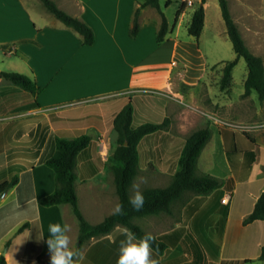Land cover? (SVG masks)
Returning a JSON list of instances; mask_svg holds the SVG:
<instances>
[{"label": "crops", "instance_id": "obj_1", "mask_svg": "<svg viewBox=\"0 0 264 264\" xmlns=\"http://www.w3.org/2000/svg\"><path fill=\"white\" fill-rule=\"evenodd\" d=\"M53 1L93 28V45H84L80 34L51 17L41 0H0V53L4 54L0 72L27 74L42 88L34 95L0 77V182L18 178V183L0 196V255L6 254L7 264H34L43 257L40 251L33 252L39 236L59 239L58 247L70 256L76 249L75 240H67L70 231L72 236L79 235V222L71 206L41 204V199L56 188L55 174L47 160L56 150L58 137L73 138L82 133L91 137L90 145L78 154L75 167V188L85 219L98 224L118 210L111 161L118 138L114 119L131 102L135 126L170 120L164 129L140 141L136 178L152 183L171 179L178 170L186 139L194 131L210 127L213 135L198 165L204 159L202 174L220 178L223 185L209 195L187 194L172 213H162L167 215L149 221L148 227L159 231L151 235L154 237L184 229L181 242L163 255L131 239L130 232L118 225L111 233L89 242L75 264H115L114 258L128 245L135 247L136 264H202L211 258L207 247L211 248L214 232L221 229L223 237H227L233 216L239 215L243 224V203L234 201L243 182L261 183L254 209L264 191V153L257 154L251 148L246 154L242 137L234 133L232 136L224 128L214 131L218 123H208L203 116L206 108L201 94L205 95L206 89H198L200 76L188 74L190 56L201 53L200 41L195 45L194 37L182 33L184 25L188 30L192 18L188 17L189 8L196 4L193 1L186 5L178 17L177 10L173 21L166 16L172 30L159 44L157 32L162 18L154 7L142 9L138 35L129 34L142 0ZM209 7L210 1L206 0L204 29L211 24ZM213 7L219 20L218 5L214 3ZM201 61L205 67L206 60L202 57ZM251 138L256 145L257 140ZM229 152L237 153L230 156ZM243 161L251 164L247 178H243ZM153 187L164 188L158 184L150 188ZM81 193L91 205L88 210L83 209ZM219 193L221 204L226 195H231L224 204L229 206L225 219L216 207ZM222 221L224 225L220 227ZM163 222L168 223L166 227ZM202 230L207 232V239L198 243L201 236L194 234L200 256L195 258L192 244L185 239L191 231ZM224 248L223 241L219 250L221 264H225ZM57 249H49L50 264H65L67 260L62 262L56 256Z\"/></svg>", "mask_w": 264, "mask_h": 264}, {"label": "trees", "instance_id": "obj_2", "mask_svg": "<svg viewBox=\"0 0 264 264\" xmlns=\"http://www.w3.org/2000/svg\"><path fill=\"white\" fill-rule=\"evenodd\" d=\"M218 1L228 37L236 53V58L228 61L224 67L221 89L225 90L229 86L235 66L241 58H244L249 72L245 82L243 97H248L253 91H256L260 100L264 101V59L253 53L246 45L239 27L231 14L228 0ZM41 2L46 10L56 19L80 34L84 45L91 46L95 43V32L89 24L64 11L53 0H41ZM160 2L161 0H142L139 3L129 31L131 37L138 35L141 27V11L147 6L156 8L162 18L157 32V42L160 44L169 37L172 28L161 9ZM205 3L206 0L198 1L188 25L189 35L197 40L200 39L205 25ZM169 4L170 0L167 1V5ZM185 6L186 3H183L177 12V17ZM0 77L34 95H38L42 91V88L37 86L35 80L27 74L3 71L0 72ZM133 120L134 106L129 102L114 119V130L118 138L111 161L117 194L119 196V208L98 224H91L85 219L79 206V198L75 188L77 180L75 173L77 156L90 145L91 137L82 133L73 138L58 137L56 139V150L47 160V165L53 169L55 174L56 188L53 193L41 199V204L48 207L69 204L79 222L78 245L65 264H75V260L85 244L111 233L118 225L124 226L135 239L142 241L157 253L163 255L167 249L176 247L181 242L184 229L179 228L170 233L154 237L136 224L135 219L160 213H172L173 204L184 201L187 194L205 196L223 185V181L216 176L197 173L199 157L213 135L212 129L205 127L194 131L186 139L179 157L178 170L167 187L146 188L139 195L131 198L130 187L139 173L140 141L145 136L164 129L170 122L166 118L160 124L144 123L135 126ZM246 136L251 142H254L248 134ZM235 153L237 152H229V155L232 156ZM245 153L250 154V151ZM245 153L243 152V154ZM249 165V163L243 161V178L248 177L245 170ZM17 183L18 178L16 176L9 181L0 182V196ZM259 220L264 221V191L258 197L253 211L244 218L243 224L249 225ZM187 238L188 236L185 241L188 240ZM184 244L187 243L184 242ZM191 244L190 248L194 250V257L200 258L196 251L197 245L195 243ZM9 245L10 242L7 243V247ZM207 249L210 252L211 248L207 247ZM259 259L264 260V245L261 248ZM0 264H7L5 253L0 255Z\"/></svg>", "mask_w": 264, "mask_h": 264}, {"label": "rangeland", "instance_id": "obj_3", "mask_svg": "<svg viewBox=\"0 0 264 264\" xmlns=\"http://www.w3.org/2000/svg\"><path fill=\"white\" fill-rule=\"evenodd\" d=\"M193 1L197 5L198 0ZM209 1L210 7L208 8L207 13L211 24L205 27L200 40H193L195 45H197L198 41H200L201 56L200 54L197 56L192 54L190 56L191 64L188 69V74L190 76H200L201 79L198 89H206L205 95L201 94L203 102L202 104L206 108L203 111V116L207 119L208 123H218L213 127L214 131L224 128L231 131L232 136H234V134H238L240 137H242L243 151H247L252 148L257 154L264 153V101L260 100L256 91H253L248 97H243L245 92V82L249 72L247 62L244 58H241L235 66L229 86H227L225 90L221 89L224 67L228 61L236 58V53L231 40L229 39L227 33L224 32L226 31V25L221 15L219 1ZM183 3H186L185 0H172V2L167 5V1L162 0L161 9L163 10L164 14L171 21H173L177 10L181 8ZM214 3L215 5H218V15L220 17L219 20L217 19L216 10L213 7ZM228 3L231 14L239 27L246 45L253 53L261 56L264 59V0H228ZM196 5L194 7H196ZM194 7L189 8V18L193 15ZM51 17L54 16L51 14ZM182 33L184 35L189 34L188 30H186V25L183 26ZM3 55V53H0V58H3ZM202 57L206 60L207 65L205 67L202 66L201 63ZM177 69H179V67ZM212 101L217 104H213ZM220 104L222 106L224 105L225 107H221ZM216 132L218 133V131ZM246 134L255 138L257 140L258 146L257 144H253ZM205 162L203 159L200 166L198 165V174L203 173L205 169ZM250 165L245 170L247 174L250 173ZM172 179L173 177L164 181L162 180L161 182L159 181L152 183L150 181H140L138 178H136L130 187V197H136L143 190L155 186V184L165 188L172 182ZM260 184V182H255L254 180L253 182H243V186H239L237 189L234 201L236 203L238 201H242L240 205L243 203V220L253 210L254 199L258 194L261 193ZM221 195L222 193H219L216 196V207L220 208L223 219H225L229 206L220 203ZM81 198L83 200L82 203L84 204L83 209L88 210L87 208L91 205H88L86 199L83 196ZM177 204H179V202H175L173 204V208H175ZM162 215L167 214L160 213L139 217L135 219V223L138 224L148 234L155 235L159 231L157 232L150 229L148 227V223L151 219H160ZM165 223L166 222H163L164 226L166 227L168 223L174 222L170 221L166 224ZM220 224L221 225L219 226L222 227L224 225L223 221ZM69 233L70 235L67 240H75V247H77L78 238L75 235L72 236L73 233L71 231ZM206 233L207 232L205 230L191 231L187 239L194 244L196 243L195 240H197V237H195L194 234H197L201 236L198 238L197 242L202 243L203 241L204 243L207 239L204 237V234ZM213 236V243L210 249L211 258L206 259L202 264L222 263V261L220 262L219 260V250L223 241L225 243L223 263L264 264V260L259 259L261 248L264 245V221H258L249 225H244L242 224L239 215L233 216L229 235L224 238L220 229L219 231L214 232ZM130 237L131 239H134L132 235ZM35 240L37 242V246L33 249V252H35V250L40 251V254L43 255V257L40 261H35L34 264H50L49 259L52 256L49 252V249L54 247L58 248L55 250V252L59 260L65 262L69 259L70 253L65 251L64 248L58 247L60 243L59 239L51 238L49 236H39ZM88 245L89 244L87 243L82 247L77 259L82 256L83 251H85ZM125 250L126 251L123 252L121 251L120 254L114 258L115 264H136L134 255L135 247L133 248L131 245H128ZM190 253L192 252L190 251ZM246 258L250 260L246 261Z\"/></svg>", "mask_w": 264, "mask_h": 264}, {"label": "built area", "instance_id": "obj_4", "mask_svg": "<svg viewBox=\"0 0 264 264\" xmlns=\"http://www.w3.org/2000/svg\"><path fill=\"white\" fill-rule=\"evenodd\" d=\"M185 2H186V5H189V6L193 4V0H185ZM230 198H231V195L228 194L222 199V202L224 204H227L229 202Z\"/></svg>", "mask_w": 264, "mask_h": 264}, {"label": "water", "instance_id": "obj_5", "mask_svg": "<svg viewBox=\"0 0 264 264\" xmlns=\"http://www.w3.org/2000/svg\"><path fill=\"white\" fill-rule=\"evenodd\" d=\"M3 196V195H2Z\"/></svg>", "mask_w": 264, "mask_h": 264}]
</instances>
